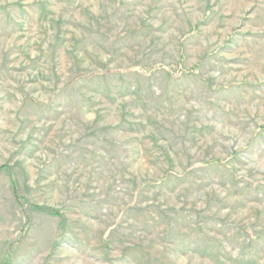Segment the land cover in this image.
Wrapping results in <instances>:
<instances>
[{
    "label": "rangeland",
    "instance_id": "1",
    "mask_svg": "<svg viewBox=\"0 0 264 264\" xmlns=\"http://www.w3.org/2000/svg\"><path fill=\"white\" fill-rule=\"evenodd\" d=\"M0 264H264V0H0Z\"/></svg>",
    "mask_w": 264,
    "mask_h": 264
},
{
    "label": "trees",
    "instance_id": "2",
    "mask_svg": "<svg viewBox=\"0 0 264 264\" xmlns=\"http://www.w3.org/2000/svg\"><path fill=\"white\" fill-rule=\"evenodd\" d=\"M158 69H164V70H166L167 72H168V70L165 68V66H163V65H156L154 68H153V70L155 71V70H158ZM132 70H138L139 72H141V73H147V72H145L144 70H142V69H134V68H127V69H120V70H118L119 72H127V71H132ZM152 70V71H153ZM179 72H181V71H179ZM178 72V73H179ZM191 72H194V70H191ZM84 75V74H83ZM85 76V75H84ZM211 163H218L217 161H215V160H213V161H210V162H206V163H203L202 165H208V164H211ZM4 169H7V170H9V168H6V167H4ZM160 180H158L157 182H159ZM10 187H11V193H12V196H13V199H14V201H15V203L18 205V206H22V204H21V197H20V195L18 194V191H17V187H16V184H15V181L13 180V178L11 177V175H10ZM37 209H40V207H37ZM41 210V209H40ZM51 214H53V215H57V216H59L60 217V215H58V213L57 212H52V211H49ZM61 218V217H60Z\"/></svg>",
    "mask_w": 264,
    "mask_h": 264
}]
</instances>
